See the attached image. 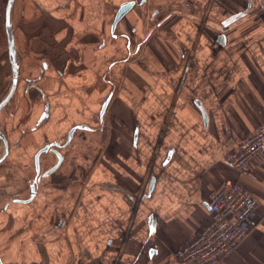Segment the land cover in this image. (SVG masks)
Listing matches in <instances>:
<instances>
[{
    "label": "crops",
    "instance_id": "0c3cea01",
    "mask_svg": "<svg viewBox=\"0 0 264 264\" xmlns=\"http://www.w3.org/2000/svg\"><path fill=\"white\" fill-rule=\"evenodd\" d=\"M129 1L15 0L0 264H185L176 250L234 182L258 206L218 264H264V155L228 160L264 123V0H133L114 26ZM11 79L7 45L0 99ZM46 144L63 155L47 175Z\"/></svg>",
    "mask_w": 264,
    "mask_h": 264
},
{
    "label": "built area",
    "instance_id": "2783aa9c",
    "mask_svg": "<svg viewBox=\"0 0 264 264\" xmlns=\"http://www.w3.org/2000/svg\"><path fill=\"white\" fill-rule=\"evenodd\" d=\"M258 155H264V123L237 141L228 160L235 168L243 169ZM257 206V198L240 182L220 185L209 202L211 222L176 250L177 257L185 264H218L247 236L248 220Z\"/></svg>",
    "mask_w": 264,
    "mask_h": 264
},
{
    "label": "water",
    "instance_id": "95a60500",
    "mask_svg": "<svg viewBox=\"0 0 264 264\" xmlns=\"http://www.w3.org/2000/svg\"><path fill=\"white\" fill-rule=\"evenodd\" d=\"M15 0H8L7 5H6V23H5V28H6V34H7V39H8V48H9V54H10V61H11V67H12V79L10 86L5 93V95L0 99V110L11 100L13 94L15 93V90L18 85L19 81V76H20V66H19V61H18V50L15 42V34H14V28H13V6H14ZM134 1L131 0L129 2L124 3L123 5L120 6L118 9L115 19H114V26L115 24L132 8L134 5ZM108 104V100L103 104L102 112L105 111L106 107ZM74 129V128H73ZM71 139V134L69 135V140ZM0 140L3 143V152L0 155V162H2L9 154V140L6 135V133L3 131V129L0 127ZM56 144V143H55ZM57 145V144H56ZM51 147L50 144H46L43 148H41L35 155V163H36V168L37 171L40 170V156L44 151L49 150ZM54 154L57 156V162L56 164L49 169L45 174L47 175L48 173L53 172L55 169H57L62 161H63V155L61 151H59L56 148H51L50 149ZM32 196L35 194V183H32Z\"/></svg>",
    "mask_w": 264,
    "mask_h": 264
},
{
    "label": "trees",
    "instance_id": "16d2710c",
    "mask_svg": "<svg viewBox=\"0 0 264 264\" xmlns=\"http://www.w3.org/2000/svg\"><path fill=\"white\" fill-rule=\"evenodd\" d=\"M7 1L8 0H0V47L8 45V39L5 28Z\"/></svg>",
    "mask_w": 264,
    "mask_h": 264
},
{
    "label": "flooded vegetation",
    "instance_id": "af4514ba",
    "mask_svg": "<svg viewBox=\"0 0 264 264\" xmlns=\"http://www.w3.org/2000/svg\"><path fill=\"white\" fill-rule=\"evenodd\" d=\"M31 197V196H30Z\"/></svg>",
    "mask_w": 264,
    "mask_h": 264
}]
</instances>
